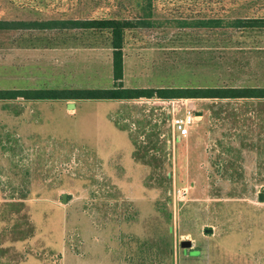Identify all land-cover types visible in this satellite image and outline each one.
<instances>
[{"label": "rangeland", "instance_id": "rangeland-1", "mask_svg": "<svg viewBox=\"0 0 264 264\" xmlns=\"http://www.w3.org/2000/svg\"><path fill=\"white\" fill-rule=\"evenodd\" d=\"M236 2L238 15L264 4ZM36 4L0 0V21L130 9ZM29 34L0 31V90L113 88L107 42L57 32L64 48L35 50ZM124 67L126 88L264 87V32L129 31ZM168 101L0 102V264H264V100H188L202 119L175 141Z\"/></svg>", "mask_w": 264, "mask_h": 264}, {"label": "trees", "instance_id": "trees-1", "mask_svg": "<svg viewBox=\"0 0 264 264\" xmlns=\"http://www.w3.org/2000/svg\"><path fill=\"white\" fill-rule=\"evenodd\" d=\"M37 8V0H25ZM65 3L68 0H51ZM232 2L229 12L224 7L230 0H124L120 5L130 6L128 16L106 13L87 20H48L32 22L0 21V31L39 32L47 48L59 47L51 36L60 33L72 36L74 47L112 49L114 86L110 89H41L0 90V102L23 100L41 101H138L162 100H264V87H204L143 89L124 86V48L129 31L134 30H189L264 32V4L255 13L238 15L243 8ZM28 5V6H29ZM26 6L27 8H29ZM205 7V8H204ZM225 13H224V10ZM164 13H159V12ZM54 33V34H53ZM53 34V35H52ZM48 35V39H47ZM59 36L58 34H56ZM66 47V45H65ZM168 120V115L166 116ZM146 158V157H145ZM149 163V162H146ZM27 194L21 197L27 199ZM33 228L25 237L32 236Z\"/></svg>", "mask_w": 264, "mask_h": 264}, {"label": "built area", "instance_id": "built-area-1", "mask_svg": "<svg viewBox=\"0 0 264 264\" xmlns=\"http://www.w3.org/2000/svg\"><path fill=\"white\" fill-rule=\"evenodd\" d=\"M170 103V129H171V138L175 141L182 140L187 138L191 129L196 126L202 119L201 113H196V111L191 109L190 104H188V100H173L168 101ZM183 106V114H181V108ZM179 196H182V199H186L185 191H179Z\"/></svg>", "mask_w": 264, "mask_h": 264}, {"label": "crops", "instance_id": "crops-1", "mask_svg": "<svg viewBox=\"0 0 264 264\" xmlns=\"http://www.w3.org/2000/svg\"><path fill=\"white\" fill-rule=\"evenodd\" d=\"M38 8V7H37ZM38 11H39V8H38ZM10 32H12V31H10ZM15 32V31H14ZM30 34H29V36H31V34H38V35H40V33L39 32H29ZM38 38V39H37ZM34 40L36 39V43L35 42H31L32 41V39L31 40H28V43H29V47H27V46H25V48H28V49H35V50H37V49H46L47 47H46V45H45V43L43 42V41H41V39L39 38V36H35V38H33ZM42 42V43H41ZM31 43H33V44H31ZM39 43H41V44H39ZM24 48V47H23ZM56 48H64V47H56ZM31 90H41V89H31ZM202 114V113H201Z\"/></svg>", "mask_w": 264, "mask_h": 264}, {"label": "water", "instance_id": "water-1", "mask_svg": "<svg viewBox=\"0 0 264 264\" xmlns=\"http://www.w3.org/2000/svg\"><path fill=\"white\" fill-rule=\"evenodd\" d=\"M72 108H75V105L74 104H68V109H72ZM66 198H67V196L64 195L63 196V202L64 203H66ZM259 199H260L261 202H264V194H261ZM206 232L212 233V230H207ZM191 246H192V244L189 241H186V242L182 243V247L185 248V249L186 248H191Z\"/></svg>", "mask_w": 264, "mask_h": 264}]
</instances>
